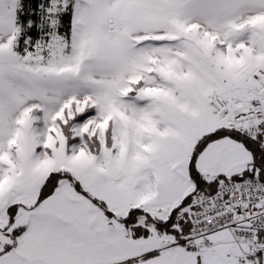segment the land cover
<instances>
[{
    "label": "snow or ice",
    "instance_id": "snow-or-ice-1",
    "mask_svg": "<svg viewBox=\"0 0 264 264\" xmlns=\"http://www.w3.org/2000/svg\"><path fill=\"white\" fill-rule=\"evenodd\" d=\"M0 264H264V0H0Z\"/></svg>",
    "mask_w": 264,
    "mask_h": 264
}]
</instances>
